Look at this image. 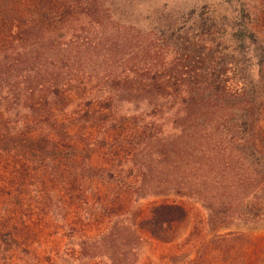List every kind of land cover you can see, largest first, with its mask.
<instances>
[{"label":"rangeland","instance_id":"rangeland-1","mask_svg":"<svg viewBox=\"0 0 264 264\" xmlns=\"http://www.w3.org/2000/svg\"><path fill=\"white\" fill-rule=\"evenodd\" d=\"M96 1L116 8V18L95 22L82 14L30 48L12 49L13 55L36 53L37 58L30 69L18 67L16 79L30 70L46 80L47 71L60 73L62 61L70 66L72 77L63 82H73V99L59 104L61 99L50 89L29 102L10 88V81L0 79V133H9L8 140L25 141V121L40 115L76 127L62 137L80 143L35 155L14 141L0 149V264L263 262L264 161L259 145L245 151L242 142L249 134L257 139V130L245 125L227 130L233 120L227 110L197 120L198 134L192 138L198 145L178 150L173 143L182 131L174 114L155 117L143 104L111 101L107 85L113 72L179 67L183 56L175 47H160L163 38L195 29L198 16L207 10L216 17L231 50L242 46L228 34L251 23L262 42L251 46L257 53L264 47V0ZM87 2L83 0L86 8ZM147 41L158 48L149 56L144 54ZM132 59L138 60L135 65L129 64ZM250 79L259 82L255 66ZM91 104L111 111L87 113ZM224 104L212 106L228 109ZM242 107L255 115V127L264 126V112L256 117L254 107ZM134 142L136 147L128 148ZM167 153L177 158L168 159ZM248 156L256 167L248 163ZM97 185L122 187L129 196V210L103 220L94 197ZM166 199L192 209L168 244L139 228L147 215L144 209Z\"/></svg>","mask_w":264,"mask_h":264},{"label":"trees","instance_id":"trees-1","mask_svg":"<svg viewBox=\"0 0 264 264\" xmlns=\"http://www.w3.org/2000/svg\"><path fill=\"white\" fill-rule=\"evenodd\" d=\"M86 4L88 8L84 7L83 0H0V79L10 81V88L21 99L32 102L38 92L48 94L50 89L54 96L61 99L59 104H63V100L74 98L73 91L69 89L73 82L71 85L63 82L68 80L64 77H72L70 66L64 65L62 61L60 73L56 70L47 71L46 80L40 73L33 75L30 70L25 72L24 77L16 79L14 73L17 68L22 66L30 69L37 58H34L36 53L13 55L12 49L16 45L28 49L46 33L59 30L67 21L82 14L95 22L104 18L114 19L118 14L113 6L105 3L99 5L96 0H88ZM198 17L201 20L196 23L195 29L184 31V35L166 36L160 45L177 49L178 56H183L179 67L167 70L160 67L130 68L113 72L112 81L107 85L111 101L118 99L131 104H143L155 117H160L163 112L174 114L180 121L176 127L182 131V136L173 143V147L178 150L198 145V141L192 138L193 134H198L197 120L209 115L215 117L228 110L233 120L227 125V130L234 132L243 125L253 127L254 132L257 130V139L253 140V136L249 134L242 142L247 148L245 151L256 149L255 146L259 145V157L264 161V126L255 127V115H250L242 107H254L256 117L264 112V47L257 53L251 49L253 45H262V42L256 36L251 23L240 24L238 31L228 36L242 47L231 50L225 46L226 36L216 17L208 10ZM157 49V46L147 41L144 54L149 56ZM137 61L132 59L129 64L135 65ZM254 66L258 68V84L250 79ZM39 88L43 90L40 91ZM214 103H226L230 106L228 109L219 110L212 106ZM90 106L87 113L104 114L111 111L110 108L100 105ZM74 130L77 128L66 124L65 120L52 121L35 115L25 121V141L8 140L11 137L9 133H0V149L14 141L13 143L20 144L24 151L33 155L62 151L67 146L80 144L76 141H65L62 137L64 133H74ZM134 147L135 142L128 144V148ZM167 158L177 157L167 153ZM247 161L250 165L257 166L249 156ZM97 189L96 191L95 187L94 197L103 213V220L119 217L129 210V196L122 187L115 185L107 188L97 185ZM144 210L147 215L141 219L139 228L165 244L172 242L177 230L189 220L192 211L187 203L168 199L153 202ZM238 239L242 237L239 236ZM219 240L225 242L227 239ZM255 264H264V261Z\"/></svg>","mask_w":264,"mask_h":264}]
</instances>
